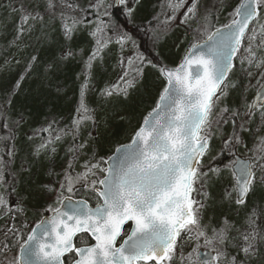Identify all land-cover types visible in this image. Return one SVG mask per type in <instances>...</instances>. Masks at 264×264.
<instances>
[{
	"label": "snow or ice",
	"instance_id": "1",
	"mask_svg": "<svg viewBox=\"0 0 264 264\" xmlns=\"http://www.w3.org/2000/svg\"><path fill=\"white\" fill-rule=\"evenodd\" d=\"M31 3L8 0L0 5L19 16L14 36L0 51L25 52L33 47L28 41L34 32H39L38 42H48L56 21L64 45L48 62L40 61L38 51L28 53L19 79L0 99V218L6 221L0 229V264H264V201L249 205L250 197L264 191V0H161L153 16L155 27L140 30L155 45L164 34L183 28L180 39L187 47L174 66L148 59L137 38L116 20L113 10L119 8L125 24H132L141 0ZM82 31L93 42L87 55L71 45ZM113 42L121 52L122 74L100 90L103 99L128 101L149 65L162 83L127 142L100 156L99 136L118 133L106 119H97L87 94L94 67L103 64ZM126 49L133 54L123 56ZM77 59L83 65L77 79H84L70 123L60 127L53 120L35 129L27 140L38 143L20 156L16 129L24 117L12 119L9 113L21 83L41 64L43 79L49 81L50 74ZM237 87L254 95L229 107L227 97ZM117 118L130 123L126 113ZM245 134L252 137L251 147ZM66 138L71 139L68 159L57 171L52 164L56 144ZM41 156L50 163L46 175L51 183L39 189L52 200L34 227L26 221L17 224L28 211L19 188L31 179ZM214 180H227L220 202L230 209L218 223L210 216L205 219ZM78 194L81 198L74 199ZM241 212L237 224L232 217Z\"/></svg>",
	"mask_w": 264,
	"mask_h": 264
},
{
	"label": "trees",
	"instance_id": "2",
	"mask_svg": "<svg viewBox=\"0 0 264 264\" xmlns=\"http://www.w3.org/2000/svg\"><path fill=\"white\" fill-rule=\"evenodd\" d=\"M8 0H0V5H4ZM15 4H19L20 0H13ZM27 4L28 0H24ZM41 0H32L30 7H35L36 3H40ZM86 2V0H84ZM157 0H141L140 5L137 7V12L141 22L152 21L151 26L155 27V21L153 16L157 14L160 9L156 7ZM41 3V10H42ZM116 20L120 25L126 28L125 17L120 14L119 10L113 11ZM140 12V13H139ZM19 16L16 13L9 14L6 8L0 7V21L4 22V27L0 28V48H4L7 45V42L15 34V26L18 22ZM110 35H115V33H110ZM39 36V32H34L32 38L28 41L33 47L27 48L25 52L18 53L15 48L7 49L0 51V99L9 92L15 82L19 79L20 74L24 69V59L28 53L33 51H38L39 59L42 62H48L53 57L57 56L60 51H62V46L64 45V40L60 31L59 21H56L51 26L49 41L45 42L43 40L37 41L36 37ZM189 39V38H188ZM71 45L74 49L83 48L85 55L92 48V39L87 34L86 31H82L74 36ZM187 47V41H182L181 44L175 48L172 40H164L162 43H159L157 46L158 52L160 54V60L169 65L174 66L182 58L185 48ZM15 54V59H20L22 62L20 64L15 63L14 58H10L9 64H5V58L13 57ZM161 61L155 62L160 63ZM106 64V62L104 63ZM83 65L82 62L77 60H69L64 63L60 70L50 74L51 80L45 81L43 79V64L36 67L29 76L25 77L24 81L21 83V87L17 92L16 96L13 98L12 107L10 110V116L12 119H15L17 116L23 114V123L18 129H16L18 136L17 147L20 151H23V146H29L32 142L28 143L27 139H24L25 134L29 131L37 129L41 125V119L46 116H53L56 120L66 119V123H70L73 114L75 112L77 102L79 99V88L80 83L84 79L83 76H80L77 79V75L81 72ZM96 77V91L94 95L87 94V103L90 104V107H95L96 115H99L102 112H105L110 127L116 130L118 134H108L104 133L99 136L98 141L96 142V147L98 150V155L107 156L111 153V150L119 142H127L128 133L132 128H135L142 121L144 115L150 110L154 104L156 94L159 90V85L162 81L158 78V71L151 67H145L144 77L141 81V84L137 86L136 89L131 90L128 101H123L121 99L113 98L110 100L99 99L98 95L101 89L104 88V85L107 80L112 77V72L110 69L105 70V73L101 74L97 71V67H94L93 70ZM237 77L241 76V73L235 71ZM232 78V74L230 79ZM158 79V81H156ZM244 81L241 80V84ZM54 85H58L62 92H57ZM158 86L154 88L153 86ZM243 87H237L232 89L227 97V104L229 107L237 106L242 101V96L245 95L246 99H250L253 92L248 91L244 93ZM99 99V100H98ZM94 109V108H93ZM127 114L130 120L129 122L120 121L119 119H113L116 115ZM32 121L30 124L26 123ZM2 123V122H0ZM254 127V125H252ZM225 132L230 131V125H227ZM4 133V129L0 127V134ZM27 136V135H26ZM104 137V138H102ZM245 138L248 141V145L252 137L248 134H245ZM71 141V140H70ZM65 141L64 143H67ZM24 143V144H23ZM215 148H219L218 142L213 143ZM28 147V148H29ZM108 149V150H107ZM62 150H58L57 154L62 153ZM20 153V152H19ZM22 155V154H21ZM227 160L230 158H222ZM40 160V159H39ZM58 163V162H57ZM216 163L221 164V161H216ZM61 165V163L59 164ZM58 165V166H59ZM46 165L41 166V170L38 167V163L32 170V176L35 175V179L31 178L30 183H39L45 174ZM221 180H215L211 183L208 191L211 194L212 199L209 201L210 206L205 211L206 219L210 216L213 218V221L217 223L220 218L230 211L227 204H222L220 198L222 195H219L223 191L221 188ZM26 186V185H25ZM29 188V184L27 182ZM226 186V185H225ZM216 196V197H214ZM74 198H81V194L76 195ZM264 201V191L258 190L255 196L250 197L249 205L251 206L255 200ZM24 206L28 209L24 219L26 222H34L39 220L42 217L40 216V211H42V203H30L28 199L22 202ZM35 206V208H32ZM48 215V213H45ZM244 213L241 212L239 216H234V218L239 224L243 219ZM28 218V219H27ZM87 238V236H85ZM89 243H92L89 239Z\"/></svg>",
	"mask_w": 264,
	"mask_h": 264
},
{
	"label": "rangeland",
	"instance_id": "3",
	"mask_svg": "<svg viewBox=\"0 0 264 264\" xmlns=\"http://www.w3.org/2000/svg\"><path fill=\"white\" fill-rule=\"evenodd\" d=\"M206 3H210L211 0H205ZM161 3V0H157V3H156V7H158V5ZM119 10V9H118ZM140 13V12H139ZM4 27V22L1 20L0 21V28ZM143 28H147V29H151L153 28V26L149 25L147 21H143L141 22V18H139L138 16V13L135 14V17H134V20H133V23L132 24H126V30H129L136 38H137V43L139 45V51L141 52H144L146 57L148 59H151L154 63L155 62H158V61H161L159 58L160 54L157 55L158 52V49H157V46L159 45V43H162L164 40L166 41H170L172 40L173 41V45L175 48H177L180 44H181V35L183 33V28H177V29H174L170 32H168L167 34H164L162 36V38L159 40L158 43H156L155 45L153 44L152 40L149 39V36L144 32V31H141L140 29H143ZM113 36V40H115V35H112ZM189 40L191 39V35L189 34ZM92 45H93V42H92ZM123 56L125 57H128L130 55H132L133 53L130 51V50H125L123 53ZM121 55V52H120V49H119V46L116 45L114 42L112 44L109 45L108 49L105 51L104 53V60H103V64H99L97 63L95 66L97 67V71L101 74L105 73V70H108L110 69L111 72H112V77L106 81L105 85H111V84H114L117 82V80L119 79L120 75L122 74V69L118 66V58L119 56ZM12 59L13 57H9V59ZM106 62V64H104ZM149 67H151L149 65ZM152 68V67H151ZM154 69V68H153ZM95 72L93 71V79H92V85L90 87V90L88 91V94L89 95H94L93 93H95L96 91V88H97V85H96V77L98 79V76H95L94 74ZM158 81V79L156 80ZM104 85V87H105ZM154 88H158V86H153ZM244 93H246V91L244 90V88H242ZM248 92V91H247ZM100 93V92H99ZM254 95V93H253ZM253 97V96H252ZM98 98L101 100L103 99L100 95H98ZM245 98V95L242 96V100ZM98 99V100H99ZM252 99V98H251ZM249 99V101L251 100ZM242 102V101H241ZM241 103H239L237 106H239ZM89 107H90V104H88ZM91 108V107H90ZM95 109V107H93ZM92 108V109H93ZM21 115L17 116L15 119H20ZM118 115H116V117H113V119H118L117 118ZM66 118L64 119H60V120H56L53 116H46L45 118H42L41 119V125L37 127V129H40L42 127H45L47 126L48 123H50L51 121L55 120L58 122V126L60 127H64L65 125L69 124V123H66ZM97 119H106L107 122L108 121H111L110 119H107L106 117V114L105 112H102L100 113L99 115H97ZM23 119L21 121V124L23 123ZM32 121H28L26 122L27 124L31 123ZM109 124V123H108ZM111 126V125H109ZM227 126H225L224 129H226ZM255 127V125H254ZM253 127V128H254ZM35 130V129H34ZM33 130V131H34ZM33 131L31 132H27L24 136V139H27V137L29 136H32L33 135ZM87 131L88 129H86L84 131V135L86 136L87 135ZM225 131V130H224ZM19 132H17L18 134ZM103 136H105L104 133H102ZM27 135V136H26ZM104 138V137H102ZM71 139L70 138H66L63 142H59L56 144V149L57 151L58 150H62L63 152L60 153V154H57V151L55 153V156H54V159L52 161V164H54V167L57 171H61L65 166H66V161L68 159V157L65 155V152H66V149L67 147L69 146V144L71 143L70 141ZM65 141H68L67 143H64ZM32 142V144L29 146H23L24 149L23 151H19V155L20 156H23L25 154L26 151H30L31 150V146L38 143V140H33V141H29L28 143ZM217 142V141H216ZM213 143H215V141H213ZM24 144V143H23ZM251 144H252V139L250 140V143H249V147H251ZM29 147V148H28ZM97 148V147H96ZM108 150V149H107ZM111 149H109L110 151ZM22 154V155H21ZM90 154V153H89ZM111 154V153H110ZM109 154V155H110ZM40 160H38V167L40 168L41 170V166L43 164L46 165V171H45V174L43 176V179L39 182V183H30L29 180H28V184H29V188L26 184L25 185H22L20 188H19V193L23 194L24 196L27 197L28 201L30 203H42V208L47 204V203H50L51 200H52V197L50 196H45L44 194H42V192L40 191L39 189V186L40 185H43V184H46V183H51V180L47 177L46 175V172L50 166V163L49 161H47L45 159V157L41 156L39 158ZM84 157L81 158V160H83ZM58 162V163H57ZM61 163V165H59ZM19 165V158L17 159V166ZM59 165V166H58ZM79 170V169H77ZM36 174H34L33 176H31V178H34ZM35 179V178H34ZM215 181V180H214ZM222 182H219L221 183V188L224 189L225 185H227V180H221ZM213 182V181H212ZM211 182V183H212ZM223 194V191L221 193H219V195H222ZM216 197V196H214ZM15 199V197L13 198ZM32 208H35V206H32ZM25 217V216H24ZM20 219V218H17L16 220V223L17 224H20L22 222L25 221V219ZM28 219V218H27ZM206 219V217H205ZM40 220V219H39ZM38 220V221H39ZM37 220H35L34 222H27L31 227H34V225L38 222ZM219 222V221H218ZM217 222V223H218ZM7 223H11V221H8ZM6 224V221L3 219V218H0V229H2ZM3 236H2V232H0V239H2Z\"/></svg>",
	"mask_w": 264,
	"mask_h": 264
},
{
	"label": "water",
	"instance_id": "4",
	"mask_svg": "<svg viewBox=\"0 0 264 264\" xmlns=\"http://www.w3.org/2000/svg\"><path fill=\"white\" fill-rule=\"evenodd\" d=\"M114 10H116V9H114ZM124 227H125V229H127V228L130 227V225H129V224H126ZM81 235L87 236V234H81ZM89 239H90V238H89ZM90 240H91V239H90ZM91 241H92V243H95L94 240H91Z\"/></svg>",
	"mask_w": 264,
	"mask_h": 264
}]
</instances>
